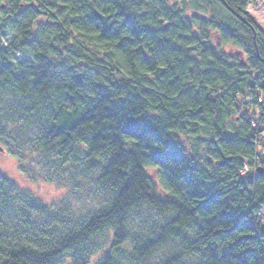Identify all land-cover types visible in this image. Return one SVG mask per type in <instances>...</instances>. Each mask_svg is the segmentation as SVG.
Masks as SVG:
<instances>
[{"label":"clouds","instance_id":"9594fccd","mask_svg":"<svg viewBox=\"0 0 264 264\" xmlns=\"http://www.w3.org/2000/svg\"><path fill=\"white\" fill-rule=\"evenodd\" d=\"M262 51L264 0H0V264H264Z\"/></svg>","mask_w":264,"mask_h":264},{"label":"trees","instance_id":"16d2710c","mask_svg":"<svg viewBox=\"0 0 264 264\" xmlns=\"http://www.w3.org/2000/svg\"><path fill=\"white\" fill-rule=\"evenodd\" d=\"M50 7H52V6H50ZM61 7H62V8H66L67 5H66V4H61ZM58 11H60V9H55L54 11H52V12L49 13V15L52 17L50 20L47 21V23H48L49 25H55V24L57 23V21H56V19H55V15H56V12H58ZM217 27H219V25H217ZM234 28H235V25H234V24H228L227 28H220V31H221L222 33H225V34H226V38H227V39H230V40H232V41L235 42V43H239L238 41H236L235 36L232 35V31H233ZM237 31H238V30H237ZM92 35H93V34L89 33V36H92ZM257 47H261V44L258 43V44H257ZM114 59H115V57H114ZM258 60H259V62L264 63V51H262V52L259 54V56H258ZM239 71H240V74L243 76L246 72H248V71H250V70H248V69L245 67L244 64H241V65H240V69H239ZM29 207L32 208V211H33L34 213L37 212V211H39V209H38L37 207L33 206V205H29ZM194 207H197V208H198L199 205H194ZM29 243H31V242H29Z\"/></svg>","mask_w":264,"mask_h":264},{"label":"rangeland","instance_id":"374dc122","mask_svg":"<svg viewBox=\"0 0 264 264\" xmlns=\"http://www.w3.org/2000/svg\"><path fill=\"white\" fill-rule=\"evenodd\" d=\"M18 168V165L16 166ZM12 162H0V173H4L10 179L15 180L16 177L12 175ZM22 171V170H21ZM19 183V181H17ZM33 190L43 193L44 196H56L60 189L56 186V184L52 183L51 181H42L40 184H33ZM44 197L42 196L41 199Z\"/></svg>","mask_w":264,"mask_h":264}]
</instances>
